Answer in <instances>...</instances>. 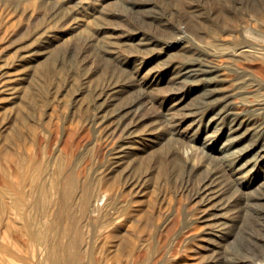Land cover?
Instances as JSON below:
<instances>
[{
    "label": "bare ground",
    "instance_id": "obj_1",
    "mask_svg": "<svg viewBox=\"0 0 264 264\" xmlns=\"http://www.w3.org/2000/svg\"><path fill=\"white\" fill-rule=\"evenodd\" d=\"M25 1L0 0V53L20 33L21 28H29L33 19H42L41 26L34 29L32 34L38 44L49 36L55 39L57 34L49 35L54 30L63 35L70 33L66 27L76 19L73 17L74 11L62 14V9L59 10L56 5L47 6L46 2L36 0ZM175 1V8L169 12L174 16L173 20L164 29L160 27L162 36L158 34L157 39L169 44L176 35L177 27L184 24L181 32L185 39L188 42L195 39L192 35L201 38L205 44L196 46V49L207 54L209 48L206 47L205 38L219 30L221 36H239L242 42L234 44L237 46L232 43V46H226L227 49L232 47L231 50L223 48L224 43L212 49L214 61L232 58L233 52L238 54V49H243L241 59L259 60L260 69L264 71V0H245L247 12L241 17L251 20L249 22L245 18V24H238V5L241 1L228 8L227 4L220 7L215 2L217 0H209V6L204 11L200 9L201 0H195V3ZM225 2L228 3V0ZM133 3H145L147 7L157 5L154 0H135ZM193 16H198V20ZM220 22L226 23V27L221 28ZM252 22L262 26L253 29ZM90 27L86 28L84 34L72 35L67 42L64 40L65 43L55 47V50L52 47L54 52L49 62L38 67L37 74L52 83L49 86L55 91H59V86L54 85V81L63 86V93H69L75 85L76 98L87 90L84 87L80 90L79 87L98 75L99 78L89 90L90 98L94 101H106L112 90L131 86L126 89L129 93L135 82L129 71L120 65L128 57L121 54L123 57L114 58L113 55L120 52L106 41L98 44L100 51L91 54L90 50L97 47L95 41L104 30L99 33L95 31L99 28ZM143 33L148 32L144 30ZM190 42L192 46L195 45ZM68 62L72 63L71 71L65 69ZM91 62L98 65L88 73L87 64ZM181 62L171 61L169 69L176 68ZM197 66L206 69L203 64ZM190 67L192 65L187 66ZM208 67L207 71H211V74L222 72L227 78H210L213 88L204 91L201 100L192 109L193 116L189 120L196 121L199 129L205 123L209 128L202 130L201 135V131L195 128L194 133L205 136L203 142L202 139L200 143L195 140L187 142L181 140L180 136L165 143L159 141L161 145L157 146L155 154L148 161L133 164L125 171L122 169L121 153L125 150L126 141L131 139L129 135L132 130L146 125H153L156 130V123L164 120H161L160 113H149L148 107H142L148 102L154 108L159 100L157 97L131 93L111 112L106 109L108 103L103 108L93 102L79 118H76V111L73 110L76 107L74 103L65 115L63 111L56 112L48 124L39 119L44 105V99L39 97L43 96L31 100L26 97L18 108L20 116L16 129L0 120V133L10 129L4 139L0 135V155L6 165L2 173L3 186L0 187V210L6 217L10 243L23 249L14 259L7 260V264H214L218 260L217 251L209 253L207 250L210 249H206L207 245L204 244L211 235L204 227H214V224L223 221L218 219L214 224H204L206 220L216 219L214 209L234 213L223 224L231 228L243 224L248 230L247 239L255 242L248 251L239 252L233 264H264V242L261 239L263 211L257 206L260 199L264 200V195L255 198L259 199L256 201L243 200L236 194L239 190L238 180L232 179L233 175L249 177L255 166L259 168L258 164L264 163V146H261L264 139V84L250 83L244 71L237 70L235 77L229 66L224 67L226 72L212 62L208 63ZM158 72L159 77L165 73L163 69ZM190 72L199 74L197 69ZM190 72L186 73L185 78L191 75ZM6 73L7 66L0 65V109L3 105L12 104L11 98L6 96ZM187 84L175 86L177 88L171 92L185 94L190 88ZM250 88H254L253 93ZM47 93L51 94L50 89ZM169 93L163 99H168ZM61 104H64L63 101ZM181 118L185 119L184 116L170 119L166 126L156 132V138L162 140L167 135L175 134L181 127ZM219 125L224 127L221 131L216 129ZM243 129L249 134L239 139ZM62 136L66 138L59 144ZM225 138L227 144L223 155L214 160L211 153L218 151ZM250 140H253L252 143L245 147ZM207 148H210V154L206 152ZM258 154L254 163L251 160L249 170L246 167L248 158ZM244 166L246 168L240 171ZM151 178L153 181L149 183ZM230 234L228 231L223 236L227 239ZM2 261L6 260H0V263Z\"/></svg>",
    "mask_w": 264,
    "mask_h": 264
},
{
    "label": "rangeland",
    "instance_id": "obj_2",
    "mask_svg": "<svg viewBox=\"0 0 264 264\" xmlns=\"http://www.w3.org/2000/svg\"><path fill=\"white\" fill-rule=\"evenodd\" d=\"M15 1L22 3L26 2L25 0H15ZM36 1L46 2L47 6L56 5L58 6L56 8H60L59 10L62 9V14H67L70 13L71 11H74L75 15L73 17H75L76 19H74V21L72 22L73 24L71 22L69 23L70 25L72 24V27L70 25L66 27V29L69 28L70 31L68 35H63L62 32L58 33L56 32L57 30H54L53 32L49 33V35L57 34L55 39H53L52 37L50 38L49 36L42 40L43 43L39 42V44L38 41L32 37V34L34 29L39 28L41 26L42 19H37L36 20L37 22L35 21V19H33L32 24L29 26V28L28 26L25 28H21L20 33L17 36H15L13 40L9 41L5 45L6 48H4L1 51L2 54L0 53V65L7 66V73L4 76L5 77L4 79L8 83L6 96L8 98H11L12 104L10 105L8 103L5 106L3 105L2 109H0V120L1 121L4 120V122H7L8 123L7 126H9L10 128L16 129L19 124V116H20V111H18L19 110L18 108L22 102V99L26 97L30 98L31 100L38 98V96H43V97H39L42 100L44 99V105L41 111L42 116L39 117V119L44 124L50 123V121H52V119L54 118L56 112L63 111L62 113H64L65 115L66 111L68 112L69 107L72 108V106H74V103L76 104V107L73 110L76 111V118H79L84 114L86 107L91 105L93 102L100 104V106L103 108H105L109 104L106 107V109L111 112V110L121 105L123 101H125V99L131 93L132 94L141 93L152 97H157L159 100L155 103L156 105L154 108L151 107L152 105H148V102H146L147 104L144 103L142 107L143 109L148 107L149 113L152 111H155L156 113H160L162 117L161 120L164 119L163 120L164 122L162 121V123L160 124L156 123V126L158 127L156 130L152 127L153 125L152 126L146 125L143 126L142 128L141 127L134 128L133 129L134 131L132 130V133L129 135V139L131 137L130 139L131 141L130 140L126 141L123 148V150L125 149L124 150L125 152L122 151L121 153L123 155L121 157L123 159L122 169H124V171L132 167L133 164L135 165L148 161V159H150L155 154V150L157 146L159 147L161 145L160 142L165 143L167 140H170L176 136H180L181 140L187 142L189 141L191 142L192 140L194 142L195 140V142L198 141V143H200V139H202L201 141L203 142L205 136L201 137L199 135H201L202 130L206 128L207 123L201 125V128L199 129L196 121L189 120L193 116L192 109L195 106V104H197L201 100L200 97L201 94H203L204 91L213 88V82L210 81V78L213 77L216 78L218 77L219 79L227 78L226 74H223L222 72L219 74H211L212 73L211 71H207V69L209 70L208 67L209 62L216 64V66L218 67L221 66L224 72H226V70H224V67L229 66L230 72L233 73L235 77L237 75V70L244 71L247 75L246 80L249 81L250 83L255 81L264 84V71L260 69L261 68V65H259L260 61L255 58L241 59L240 56L244 53L243 49H238V54L233 52L232 55L234 57L232 58L224 57V58H220V60L217 62L214 61L215 57L213 56L214 51L212 49L219 47V45L223 43L224 44L222 47L225 49H227L226 46H232L231 43L233 45L238 43L239 45L242 42L241 41L242 38H240L239 36L238 38L236 36H230V35L224 37L221 36V33L218 30L217 33H215L213 36H209L205 38V40L207 41L206 47L209 48L208 49L209 51H207L209 53L207 54L206 52H202L196 49V46H204L205 44L202 42L201 38H197L198 36L192 35L195 37V39H190L189 42L188 40L185 39V35L182 34L181 32L182 29L185 28L184 24H181L177 27V29L175 30L176 35L174 38H171L169 44L168 43L166 44L165 41H160L159 39H157L159 38L158 34L160 37L162 36V34L160 33L161 30H159L160 27L164 29V27L173 20L174 16H172V14H170L169 12L170 10L175 8V3H176L175 0H154L155 2H157V5L152 4L151 7H147L148 4L145 3L142 4L138 3V5H135L133 3L135 0H51L52 2L50 0H36ZM186 1L190 3L192 2L195 3V0H186ZM207 1L209 0L200 1V9L202 11H204V8L209 6V3ZM238 1L242 2V3L240 2L238 5V7L240 8L238 10L239 12L238 24L241 23L245 24V18L249 19V17H245V18L241 17L242 14L244 15L247 12L245 0H228V3H226L225 0H217L215 2L218 3L220 7H223L224 5L227 4V7L230 8L233 7V5H235ZM146 7L147 10H145ZM62 14L60 15L62 16ZM77 19H79V22ZM193 19L198 20V16H193ZM249 22H251L250 19ZM219 24L221 28L222 27L224 28L227 25L226 23L223 22H220ZM250 24H252L253 29H259L262 26V25H258L257 22L255 23L252 22ZM89 27L90 29H92V27L99 28V29H95V31H98L99 33L100 31L104 30L102 34H100V36L95 41V44L98 48L95 47L93 50H90L91 54H96L97 51H100L99 45L103 44L106 41V44H112V46L116 49V51L120 52L119 54L113 55L114 58L122 55L128 57L127 59H125V61L123 60V62H121L122 64L120 65H122L123 69H125L127 72L129 71V73L131 74L130 76L133 77L132 79L135 82L134 88L129 93H127L128 90L126 89L131 88V86H128V88L125 89L119 88L112 90L113 92L111 91L109 95L106 97L107 102L105 101V99H103V101L101 99L99 100L96 99L94 101L92 98H90L89 90L92 88L96 80L99 78L98 75L95 76L93 79H91L89 82L83 83L82 87H79L80 90H82L81 88L84 87V90L87 89L88 91L86 90L85 94H82L81 96H78L79 98L78 97L76 98L75 85L72 86L69 93L66 92L63 93V89H62L63 86L61 87L59 84H57L54 81V85L59 86V91L58 89H56L55 91V89H52L51 86H49L52 83L46 82L41 76H39V74H37L38 67H43L49 62L51 54L52 52H54L56 48L64 44L65 41L66 42L69 41L74 35L79 36L82 33L84 34L86 28ZM144 30L147 31L148 33L144 34L143 33ZM60 34H62V36ZM67 36H69V38ZM100 40H102L103 42H101ZM190 41H192L195 45L192 46ZM52 47L54 50L52 49ZM231 48L227 50H231ZM15 50H19V51H15ZM151 53L153 54L152 56L150 55ZM179 60L183 62L187 61V63H191V64H186V63L183 64V62H181L176 68L169 69L170 67L169 63L171 61H179ZM198 64H203L205 66L204 68L206 69L199 68L197 66ZM87 65H88L87 69H89L88 73H90L92 69H94V67H97L98 63L96 62V64H92L91 62L88 63ZM189 65H192V67L187 68V66ZM65 69H69L70 71L73 70L72 63L68 62V65L67 67L65 66ZM162 69L163 71H165V73L164 72L161 73V76L159 77L158 71H161ZM195 69L199 71L198 75H193L194 73L190 72L191 70H195ZM187 72H190L191 75L189 74L188 75L189 77L185 78ZM129 81L133 82L130 79ZM184 83H188L187 86H190L188 92H186L185 94H183L182 92L176 94L174 92H171L177 88L175 86H180V84H184ZM171 85H173L174 87ZM48 89H50L51 94L47 93ZM253 89L254 88H250L249 90L253 93L252 91ZM167 93L170 94L169 98L166 99L164 97L163 99V96ZM62 101L64 104H61ZM182 116H184L185 119L181 118L179 120L181 127L178 129V131L175 134L169 136L167 135L162 140L156 138L155 136L156 132L159 131L161 128H163L164 125L166 126L169 123L168 121L170 119H173L174 117L177 118ZM15 117L16 119L14 121ZM222 127H223L222 125H219L216 129L220 130ZM195 128L201 131L199 132V135L198 132L194 133V131L196 130ZM9 130L10 129L3 130L0 133L1 139H4L7 136ZM207 130H209V128ZM241 133L239 134L238 137L239 139L240 137L243 139L249 134V132L244 129L241 131ZM63 136L59 139L60 140L59 144H61L63 140L66 138V136L65 138ZM252 141L253 140H250V142H246L245 147L249 146L250 143H252ZM226 144H227V139L225 138L223 144H220L218 146L217 152L211 153L210 148H207L206 152H208V154L210 153L213 154L211 156L215 157L214 160H218L219 158L222 157ZM261 146H264V139H262L261 141ZM125 147H129V149H126ZM186 150L187 147L185 148V151ZM259 155L260 154L248 158V165L246 167L249 168V170L252 167L250 165L254 163V161L259 157ZM251 160H253L252 163ZM258 165H260L259 168L255 166V168L251 171V173H249V177L242 178L241 175L240 176L238 175L239 177L237 175H233L234 178L232 177L233 180L235 179H236L235 181L238 180L237 182L239 183V190L236 194L238 196H241L243 200L247 198V200L254 199L256 201L259 199H255V198H259V197L262 198V196L264 195V163H260ZM5 167L6 165L4 158L3 156L0 155V187L3 186L2 177L4 174L2 173ZM246 167L245 166L241 167L240 171ZM152 179L153 178L149 179V183L153 181ZM257 206L258 208L261 209V211H263L262 214H263V226H264V200L260 199V202ZM213 211L217 215L216 219L212 218L209 219V221L206 220L204 224L207 223L214 224V222L218 221V219L219 220L221 219L223 221L217 222L216 225L214 224V227H209V226L204 227L205 230L211 232V235L207 237L208 239L207 241L204 242V244L207 245L206 249H210L207 250L209 251V253H212V250L217 251V255H218L217 258L219 261L217 260V262L214 264H233L232 261L237 257L239 252H241L242 250L245 252L248 251L249 247L255 245V242L253 240L247 239L248 235L246 233H248V230L245 228L243 224L234 226V228L232 227L233 229L223 224L224 221L229 220L228 219L229 216H234V213L226 212L227 210H221V209L218 211L214 209ZM226 230L227 232L229 231L232 234V235L230 234L229 238L227 239L226 237L223 236L227 234ZM220 235L222 236L221 238H219ZM252 235L257 236L254 233H252ZM261 239L264 242V227H263V234L261 236ZM10 240L11 238L9 237L8 228L6 225V217L4 216L3 212L0 210V260H6V261H2V263L0 264H7V260H12L14 259V256L17 253L23 252L21 246L17 247L16 245L11 244ZM206 249L203 251H206Z\"/></svg>",
    "mask_w": 264,
    "mask_h": 264
}]
</instances>
